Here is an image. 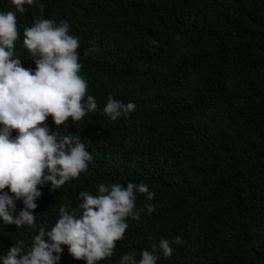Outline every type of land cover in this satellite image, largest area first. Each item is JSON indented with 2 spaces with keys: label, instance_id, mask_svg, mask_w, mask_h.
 <instances>
[{
  "label": "trees",
  "instance_id": "16d2710c",
  "mask_svg": "<svg viewBox=\"0 0 264 264\" xmlns=\"http://www.w3.org/2000/svg\"><path fill=\"white\" fill-rule=\"evenodd\" d=\"M16 13L14 53L34 69L23 29L40 19L67 21L78 38L79 75L94 112L49 131L78 137L91 154L86 172L53 189L38 186L35 228L3 225L0 256L16 240L30 245L50 230L59 208L76 210L80 191L99 184L144 183L155 205L116 242L120 257L168 239L172 255L156 264H264V0H39ZM0 11H15L0 0ZM156 41L155 45L149 43ZM109 96L135 108L110 121ZM15 135V131L13 132ZM7 191V189H5ZM17 211L23 208L16 201ZM179 236V244L171 243ZM151 237V239H149ZM59 264H85L62 246Z\"/></svg>",
  "mask_w": 264,
  "mask_h": 264
},
{
  "label": "clouds",
  "instance_id": "9594fccd",
  "mask_svg": "<svg viewBox=\"0 0 264 264\" xmlns=\"http://www.w3.org/2000/svg\"><path fill=\"white\" fill-rule=\"evenodd\" d=\"M9 2L15 11H0V221L17 229L35 228L34 199L41 195L38 186L50 182L53 189H60L86 172L92 159L78 137L58 134L56 129L69 119L80 121L97 105L93 96H86L87 81L79 75V42L69 34L68 22L40 19L23 29V47L35 64L34 69H26L14 53L16 13H24L25 5L36 4L41 9L43 5L39 0ZM134 108L132 102L125 104L109 96L102 111L108 120L116 121L127 118ZM49 117L56 126L52 132L46 124ZM136 194H144L146 201L155 195L146 184L131 182L126 186L99 184L95 195L80 191L78 216L75 209L68 212L61 205L50 230L40 226L30 245L16 240L0 256V264H59L62 246L76 260L99 264L123 240L128 218L139 220L144 211H155L152 203L136 207ZM16 201L23 204L18 211ZM180 242L179 236L171 241ZM150 247L151 251H140L138 260L133 253L123 254L118 264H156L157 251L165 258L173 252L164 238Z\"/></svg>",
  "mask_w": 264,
  "mask_h": 264
}]
</instances>
